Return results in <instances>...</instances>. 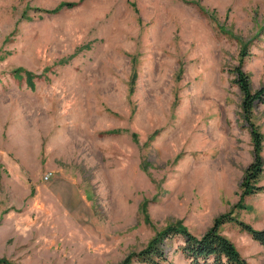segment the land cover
Segmentation results:
<instances>
[{
    "label": "rangeland",
    "instance_id": "1",
    "mask_svg": "<svg viewBox=\"0 0 264 264\" xmlns=\"http://www.w3.org/2000/svg\"><path fill=\"white\" fill-rule=\"evenodd\" d=\"M236 67L264 85V0H0L1 264H144L219 218L264 264L240 227L264 228V102Z\"/></svg>",
    "mask_w": 264,
    "mask_h": 264
},
{
    "label": "trees",
    "instance_id": "2",
    "mask_svg": "<svg viewBox=\"0 0 264 264\" xmlns=\"http://www.w3.org/2000/svg\"><path fill=\"white\" fill-rule=\"evenodd\" d=\"M75 4V2L65 1L49 10L56 12L65 6H73ZM235 70L236 82L243 93L242 106L247 115H249L251 108L256 101L262 103L264 102V85L256 90H252L246 74L238 67H236ZM25 74L29 83L33 85L35 75H33L30 70H26ZM17 75L21 76L24 74L18 73ZM252 133L254 135L258 134L255 129H253ZM260 148L259 146H256L255 158L248 165L245 171L244 185L249 186L245 187V191L247 192L264 190V185L254 186L253 183V181L259 177L262 169ZM219 219L215 221V224L210 229L205 231L200 236L192 233L185 226H170L162 233L160 240L154 239L147 247L137 253L136 256H138L139 260L144 262V264H165L164 262L168 257L166 256V251L162 246L164 236L173 237L180 235L184 241L179 243V248L190 260L191 264H250L236 249L231 239L219 231ZM240 227L253 239L261 244H264V228H255L250 224L241 221Z\"/></svg>",
    "mask_w": 264,
    "mask_h": 264
},
{
    "label": "built area",
    "instance_id": "3",
    "mask_svg": "<svg viewBox=\"0 0 264 264\" xmlns=\"http://www.w3.org/2000/svg\"><path fill=\"white\" fill-rule=\"evenodd\" d=\"M45 177H46V178H48V177H49V175L47 174Z\"/></svg>",
    "mask_w": 264,
    "mask_h": 264
}]
</instances>
